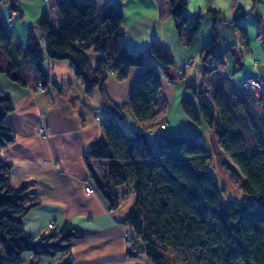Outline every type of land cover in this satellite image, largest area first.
Instances as JSON below:
<instances>
[{"label":"trees","instance_id":"16d2710c","mask_svg":"<svg viewBox=\"0 0 264 264\" xmlns=\"http://www.w3.org/2000/svg\"><path fill=\"white\" fill-rule=\"evenodd\" d=\"M165 1L179 31L188 21L186 0ZM54 8L58 12L56 25L45 13L37 21L46 40L44 50L33 36L26 43L16 41L0 16V72L21 83L18 71L32 69L44 85L45 53L48 59L68 60L86 93L94 88L102 92L103 105L114 116L101 123L102 136L84 154L89 183L111 208L119 204V191H134L133 204L121 221L141 237L138 243L151 264H168V249L192 256L198 264H264V131L248 118V138L224 92L219 86L213 89L211 78L210 101L201 89L195 91L196 104L182 100V109L190 119L197 120L198 109L213 129L221 151L243 176V192L261 202L252 207L224 196L212 173L208 147L194 137L166 133L152 145L143 132L128 133L119 125L116 117L124 113L104 92L107 74L115 72L122 80L130 67H141L128 99L130 113L139 122L153 117L162 79L153 66H143L144 52L133 54L121 42L122 12L113 4L99 12L96 0H57ZM207 12L216 15L214 10ZM201 19V14L194 16L189 40ZM237 30L244 43V27L237 26ZM215 42L212 25L209 40L199 53L203 74L210 63L215 68L223 65L222 57L212 51ZM88 48L102 54L95 65L84 53ZM149 53L166 70L174 63L173 56L154 43ZM257 100L261 102L262 97ZM240 107L242 116L248 115L246 104L240 103ZM11 110L9 96L0 89V264H72L70 249L80 237L74 225L65 221L37 237L20 226L38 202L26 185L10 183L12 164L1 155V149L15 138L6 123ZM135 247L133 242L128 245L127 254L138 253Z\"/></svg>","mask_w":264,"mask_h":264},{"label":"crops","instance_id":"0c3cea01","mask_svg":"<svg viewBox=\"0 0 264 264\" xmlns=\"http://www.w3.org/2000/svg\"><path fill=\"white\" fill-rule=\"evenodd\" d=\"M56 1L0 0V16L10 17L6 29L16 41L26 43L33 36L44 50L46 40L37 21L45 13L57 24ZM96 1L99 12L119 2L124 28L121 42L133 54L144 52L143 66H153L162 76L154 115L139 122L130 113L128 99L141 67H130L122 80L112 72L107 74L104 92L124 113L115 116L122 129L128 133L143 132L152 145L163 134L171 133L194 137L213 152L221 151L213 129L206 125L198 109L197 120L193 121L184 113L182 100L198 102L195 85L203 75L198 55L209 40L212 25L216 33L212 51L223 60L222 67L211 77L214 90L222 77L236 83L254 74L264 76V0H186L188 21L179 31L165 0ZM207 10H214L216 15ZM196 14L202 15L201 24L189 40ZM237 26L245 29L244 43ZM152 43L173 56L174 63L167 70L151 57ZM84 53L91 65L102 57L93 48L85 49ZM192 57L194 65L179 74L173 84L169 83L174 71ZM42 66L47 82L39 89L35 87L38 81L32 69L18 71L21 83L0 72V89L12 103L6 123L15 135L14 141L1 149V155L12 164L10 183L26 185L33 200L38 202L22 218L21 228L37 237L65 221L74 225L80 237L70 249L72 264H151L138 242H133L138 253L127 254L123 234L130 226L121 220L132 206L133 198L111 208L99 192L84 189V182H89L84 154L102 136L101 122L95 118L114 116L105 109L102 92L94 88L86 93L81 78L66 59H48L44 53ZM261 102L264 103V97ZM162 119L167 123L160 135L155 125ZM42 126L46 134L39 133ZM50 223L53 227H49Z\"/></svg>","mask_w":264,"mask_h":264},{"label":"rangeland","instance_id":"374dc122","mask_svg":"<svg viewBox=\"0 0 264 264\" xmlns=\"http://www.w3.org/2000/svg\"><path fill=\"white\" fill-rule=\"evenodd\" d=\"M216 69L217 68H215L211 73L209 71L210 78ZM175 71L174 73L176 75ZM175 75L171 78L178 77L179 74H177V76ZM218 86V90L220 92H224V96L227 99L230 108L234 111L239 120L242 132L248 138L249 130L246 122L248 118L253 120L256 127H258L261 131H264V103L259 102L257 98L254 97V95H252L247 89L238 86L237 83L230 82V80L225 77L220 79ZM195 89L198 88L195 86ZM240 103L246 104L248 108V115L242 116ZM163 120L164 119L159 121V123H162ZM207 147L212 155V158L210 159L212 173L218 185L222 187L224 196H227L228 199L231 198L245 202L252 207L260 206V201L243 192V176L231 162L230 158L220 150L216 149L215 152H213L210 146L207 145ZM49 227H53V225ZM166 255L168 264H198L192 256H186L185 254L174 250L168 249Z\"/></svg>","mask_w":264,"mask_h":264},{"label":"built area","instance_id":"2783aa9c","mask_svg":"<svg viewBox=\"0 0 264 264\" xmlns=\"http://www.w3.org/2000/svg\"><path fill=\"white\" fill-rule=\"evenodd\" d=\"M11 19L10 17H6L3 18V25L4 27L7 28L8 24L10 23ZM195 63V58H189L188 60H186L184 62V64H182L177 70H176V74H182L187 68L193 66ZM209 71L210 73L213 72V70L215 69V66L213 64H209ZM206 72L203 74V78L198 81L196 83V87L198 89H201L203 92L204 97L207 99V101H210L212 98V88L210 85V73ZM114 75H116L115 72H113ZM117 76V75H116ZM176 78V77H175ZM175 78H170L169 79V83H174L175 82ZM236 83L238 86L247 89L252 95H254V97L256 98H261L262 96H264V76L259 75V74H254L252 76L249 77H244V78H240L238 80H236ZM42 86L41 82L38 81L36 83V88L39 89ZM96 121L99 122H104L107 120L106 117L104 116H96ZM167 123L166 120H163L162 123H159L157 125H155V129L157 130L158 134H162L163 132V126ZM39 133L40 134H46L47 130L45 127H40L39 128ZM84 189L87 192H94V188L93 186L89 183V182H84ZM134 196V191L131 188H125L122 191H119L117 193V197L119 200V203H123V202H127L129 200H131ZM49 226H52L53 224H48ZM124 240L126 242L127 245H130L132 242H142V239L140 236H138L131 227L128 228V230L124 231Z\"/></svg>","mask_w":264,"mask_h":264},{"label":"water","instance_id":"95a60500","mask_svg":"<svg viewBox=\"0 0 264 264\" xmlns=\"http://www.w3.org/2000/svg\"><path fill=\"white\" fill-rule=\"evenodd\" d=\"M112 4H113L114 7H116L117 9H119L122 12V9L120 8L118 1H115ZM251 264H254V263H251Z\"/></svg>","mask_w":264,"mask_h":264}]
</instances>
